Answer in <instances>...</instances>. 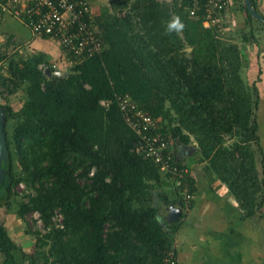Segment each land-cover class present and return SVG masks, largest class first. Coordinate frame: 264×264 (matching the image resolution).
I'll return each instance as SVG.
<instances>
[{"label":"trees","instance_id":"1","mask_svg":"<svg viewBox=\"0 0 264 264\" xmlns=\"http://www.w3.org/2000/svg\"><path fill=\"white\" fill-rule=\"evenodd\" d=\"M130 3L123 16L104 12L102 21L91 10L103 50L63 76L45 73L55 69L43 52L8 53L4 75L0 62L2 92L24 91L18 110L0 104L9 154L0 184V264L161 262L183 216L161 220V201L181 202L179 187L138 150L140 138L124 121L119 96L160 118L159 130L171 142L193 137L196 160H207L238 198L249 191L263 200L252 148L259 141L257 90L242 75L235 38L190 18L185 2ZM242 8L250 25L256 19ZM177 17L183 28L169 31ZM238 34L240 42L257 38L250 27ZM20 184L25 191L17 190ZM245 200L252 209L253 198ZM15 207L19 218L36 212L42 223L29 252L3 219Z\"/></svg>","mask_w":264,"mask_h":264},{"label":"crops","instance_id":"2","mask_svg":"<svg viewBox=\"0 0 264 264\" xmlns=\"http://www.w3.org/2000/svg\"><path fill=\"white\" fill-rule=\"evenodd\" d=\"M131 1L88 0L98 20L104 12L123 16L128 11ZM244 3V0H232L226 12L229 13L232 23L229 21L226 25H229L228 29H234L230 32L239 47L242 75L247 84L257 90L255 117L259 141L257 144L254 143L252 148L255 166L259 177L263 178L264 185V20L254 18L256 20L248 25L246 12L242 8ZM252 6L264 19V0H254ZM98 27L99 34L102 35L101 27L99 25ZM249 27L257 35L256 40L240 42L237 38L238 32L248 31ZM3 44L8 46L9 53L43 52L48 58L57 61L62 57L61 47L56 41L34 35L21 20L9 14H0V46ZM12 46L13 51L10 49ZM19 47L26 50L20 51ZM195 143L193 137L187 144L173 139L171 143L175 158L188 169L187 177L192 182L193 191L192 205L188 211L184 210L179 200L174 204L179 213L183 214L173 236L177 264H264V197L261 201L260 193L252 195L246 191L247 195L241 194L238 198L228 184L208 167L207 160L203 162L196 160ZM165 189L168 191L169 199H175L170 189L168 187ZM246 198L249 202L253 198L252 209L242 204ZM162 203L161 201L160 219L163 218L162 212L167 206Z\"/></svg>","mask_w":264,"mask_h":264},{"label":"built area","instance_id":"3","mask_svg":"<svg viewBox=\"0 0 264 264\" xmlns=\"http://www.w3.org/2000/svg\"><path fill=\"white\" fill-rule=\"evenodd\" d=\"M185 2L188 16L201 19L203 25L228 29L232 20L226 13L232 0H178ZM91 5L88 0H0V14H9L21 20L36 36L56 41L62 51L60 64H74L100 53L103 41L99 29L92 20ZM88 16L90 22H87ZM42 67V65H41ZM55 71L57 65L53 64ZM109 100H101L107 106ZM119 109L126 124L139 136L138 150L151 159L163 173L175 178L179 187L185 211L191 207L193 199L192 182L188 169L176 163L173 157L171 139L160 130V118H155L141 110L128 95L118 97ZM176 246L171 244L159 264H177Z\"/></svg>","mask_w":264,"mask_h":264},{"label":"rangeland","instance_id":"4","mask_svg":"<svg viewBox=\"0 0 264 264\" xmlns=\"http://www.w3.org/2000/svg\"><path fill=\"white\" fill-rule=\"evenodd\" d=\"M232 30H234V29H223V33L225 32L224 33L225 36L229 35V37H232L233 34H232V32H230ZM7 47L8 46L4 45V44L2 46H0V62L1 63H5V62H3L4 57L6 55H8V53H9V51L7 50ZM10 49L13 51L14 46H12ZM19 49H21L20 51L26 50V49H23V47H19L18 50ZM50 63H51V65L56 64L57 69L58 70L61 69L62 72H64V73H67L71 67L68 65L60 64L59 61H57V59L56 60L50 59ZM5 66H6V63L3 67V69L1 70L3 75L6 74ZM249 88H252L251 85L249 86ZM3 90H5V88L0 86V104L9 103L14 110H18L22 106L23 101H24V91L22 89H19L16 93L11 94V95H7L5 92H2ZM22 185L23 184H20L17 186V190L19 192L25 191V187ZM15 209H16V207L13 208L11 210V212L8 213V215H5V217L3 219L6 222V226H7V229L9 231L10 236L13 239L14 238L16 239L15 241L18 245H23V249L26 252H29V251L33 250V248L35 246V242H36L35 241L36 237L32 233L36 230L44 231L42 228V223L39 219L38 213L30 212V213L26 214V216L24 218H19L14 211ZM1 259H2V256L0 254V263H1Z\"/></svg>","mask_w":264,"mask_h":264},{"label":"water","instance_id":"5","mask_svg":"<svg viewBox=\"0 0 264 264\" xmlns=\"http://www.w3.org/2000/svg\"><path fill=\"white\" fill-rule=\"evenodd\" d=\"M246 8L248 12L256 19L263 20L261 15L255 11V9L252 6L251 0H244ZM45 73L47 75H50L51 73L56 74L58 76L65 75L62 71H53L51 72L49 68H46ZM4 121H5V115H4V109L0 106V184L2 183L5 172H6V166L9 161V154H8V148L6 143V135L4 132ZM179 211L173 206V205H167L163 212H162V219L165 220L168 223H171L175 221L179 217Z\"/></svg>","mask_w":264,"mask_h":264},{"label":"clouds","instance_id":"6","mask_svg":"<svg viewBox=\"0 0 264 264\" xmlns=\"http://www.w3.org/2000/svg\"><path fill=\"white\" fill-rule=\"evenodd\" d=\"M183 28V24L181 23V21H180V19L177 17V18H175V19H173L170 23H169V25H168V30L169 31H172V30H176V31H179V30H181ZM181 203H182V201H181ZM174 206V205H173ZM182 207H183V205H182ZM178 211V210H177ZM180 214H182V213H180ZM180 214H179V216H180ZM179 218V217H178ZM177 218V219H178Z\"/></svg>","mask_w":264,"mask_h":264}]
</instances>
